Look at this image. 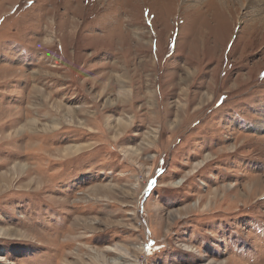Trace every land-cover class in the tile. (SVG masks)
Returning <instances> with one entry per match:
<instances>
[{"label":"rangeland","instance_id":"rangeland-1","mask_svg":"<svg viewBox=\"0 0 264 264\" xmlns=\"http://www.w3.org/2000/svg\"><path fill=\"white\" fill-rule=\"evenodd\" d=\"M1 127L0 264H264V0H0Z\"/></svg>","mask_w":264,"mask_h":264},{"label":"bare ground","instance_id":"bare-ground-1","mask_svg":"<svg viewBox=\"0 0 264 264\" xmlns=\"http://www.w3.org/2000/svg\"><path fill=\"white\" fill-rule=\"evenodd\" d=\"M17 120H19V118L18 119H13L12 121H9L8 122V125H6V126H13V124H15L16 122H17ZM25 127H28L29 128V131H36L37 129H36V127H34V124L33 123H29V125H26ZM6 127H1L0 128V131L1 130H4ZM23 129H24V127L19 131V132H22L23 131ZM46 130V129H45ZM32 133V132H31ZM36 133V132H35ZM35 133H33L32 135H36ZM47 134V133H46ZM31 135V136H32ZM48 135V134H47Z\"/></svg>","mask_w":264,"mask_h":264},{"label":"snow or ice","instance_id":"snow-or-ice-1","mask_svg":"<svg viewBox=\"0 0 264 264\" xmlns=\"http://www.w3.org/2000/svg\"><path fill=\"white\" fill-rule=\"evenodd\" d=\"M151 183H155L154 181L153 182H150V185H151Z\"/></svg>","mask_w":264,"mask_h":264}]
</instances>
